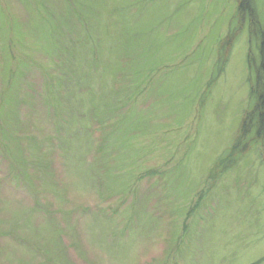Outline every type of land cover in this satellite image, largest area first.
Segmentation results:
<instances>
[{
    "label": "rangeland",
    "instance_id": "1",
    "mask_svg": "<svg viewBox=\"0 0 264 264\" xmlns=\"http://www.w3.org/2000/svg\"><path fill=\"white\" fill-rule=\"evenodd\" d=\"M236 4L0 0V264H264Z\"/></svg>",
    "mask_w": 264,
    "mask_h": 264
},
{
    "label": "trees",
    "instance_id": "2",
    "mask_svg": "<svg viewBox=\"0 0 264 264\" xmlns=\"http://www.w3.org/2000/svg\"><path fill=\"white\" fill-rule=\"evenodd\" d=\"M235 1H237L235 12L240 17L239 27L245 20L249 27L247 31L249 39L254 37L259 40L258 53L260 55V65L255 71V81L250 85V78L248 80V85L250 86L249 94L253 97L254 103H252L250 111L244 116L235 138L236 140L229 150L230 154H241V152L247 151V147L252 142H261L264 159V30L259 20V14L253 5L254 0ZM233 36H226L225 42H231ZM252 63V58H250V64Z\"/></svg>",
    "mask_w": 264,
    "mask_h": 264
},
{
    "label": "bare ground",
    "instance_id": "3",
    "mask_svg": "<svg viewBox=\"0 0 264 264\" xmlns=\"http://www.w3.org/2000/svg\"><path fill=\"white\" fill-rule=\"evenodd\" d=\"M249 56H250V55H248V57H249ZM259 65H260V64H259V61H258V67H259Z\"/></svg>",
    "mask_w": 264,
    "mask_h": 264
}]
</instances>
